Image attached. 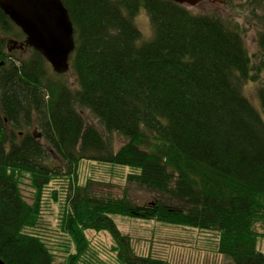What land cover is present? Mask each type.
I'll return each mask as SVG.
<instances>
[{
	"label": "trees",
	"instance_id": "16d2710c",
	"mask_svg": "<svg viewBox=\"0 0 264 264\" xmlns=\"http://www.w3.org/2000/svg\"><path fill=\"white\" fill-rule=\"evenodd\" d=\"M63 3L76 34L63 75L34 49L9 54L25 35L0 9V258L170 264L139 255L121 216L197 230L233 264H264V83L261 110L244 93L264 73V24L253 58L239 25L169 0ZM142 10L150 39L135 22ZM108 179L154 199L94 191ZM89 231L110 233L113 256H99Z\"/></svg>",
	"mask_w": 264,
	"mask_h": 264
},
{
	"label": "rangeland",
	"instance_id": "374dc122",
	"mask_svg": "<svg viewBox=\"0 0 264 264\" xmlns=\"http://www.w3.org/2000/svg\"><path fill=\"white\" fill-rule=\"evenodd\" d=\"M224 4L214 3L205 0L196 7H190L197 14H216L228 19L234 25H239L244 30L246 47L249 54L256 58L259 56L258 34L264 24V6L254 5L250 0H223ZM254 11L258 18L255 16ZM260 18V19H259ZM135 22L141 30L144 39H150L153 35V27L150 18L145 10L136 17ZM14 35V34H12ZM12 37V36H11ZM20 42L23 39L16 37ZM31 49L17 51V56L28 58ZM73 80V79H72ZM264 83V73H261L256 81H251L244 86L245 95L252 101L253 105L261 110L259 100V89ZM90 121L89 113H85ZM264 120V112L261 111ZM95 123L96 121L92 119ZM33 131V130H32ZM25 133V129L21 130ZM116 142L122 144L123 139L116 138ZM87 163H82L79 169V182L83 184L87 174ZM101 181V180H100ZM95 192L109 193L116 196H123L124 193L137 204L148 203L154 199V195L136 186L128 185L125 181L110 180L104 181L95 186ZM57 218V215H56ZM56 218H49L53 225H57ZM114 220L119 230L128 236L132 245L139 255H148L162 259L170 264H233L228 258L211 251L203 241L202 233L197 230L183 227L165 226L152 222H145L132 218L115 216ZM260 233H264V225L258 227ZM91 244L103 259L113 256L112 249L115 242L108 232H87ZM260 251L264 252V239L258 243ZM57 251H55L56 253ZM62 259V255H57Z\"/></svg>",
	"mask_w": 264,
	"mask_h": 264
},
{
	"label": "water",
	"instance_id": "95a60500",
	"mask_svg": "<svg viewBox=\"0 0 264 264\" xmlns=\"http://www.w3.org/2000/svg\"><path fill=\"white\" fill-rule=\"evenodd\" d=\"M169 1L195 7L205 0ZM0 9L26 35L25 45L39 52L55 73L70 71V58L76 49L74 26L61 0H0ZM0 264L7 263L0 258Z\"/></svg>",
	"mask_w": 264,
	"mask_h": 264
},
{
	"label": "clouds",
	"instance_id": "9594fccd",
	"mask_svg": "<svg viewBox=\"0 0 264 264\" xmlns=\"http://www.w3.org/2000/svg\"><path fill=\"white\" fill-rule=\"evenodd\" d=\"M64 4V3H63ZM65 6V5H64ZM17 26V25H16ZM18 27V26H17ZM19 28V27H18ZM20 29V28H19ZM21 30V29H20ZM22 31V30H21ZM23 32V31H22ZM24 34V33H23ZM25 35V34H24ZM26 35H25V38L20 42V41H18V42H16L15 43V45H16V49H14L12 52H17L19 49H26V48H28V49H33V48H31V47H27L26 45H25V41H26ZM27 50V49H26ZM20 51H22V50H20ZM9 52V54H11L12 52H10V51H8ZM52 71H53V69H52ZM54 72V71H53Z\"/></svg>",
	"mask_w": 264,
	"mask_h": 264
},
{
	"label": "flooded vegetation",
	"instance_id": "af4514ba",
	"mask_svg": "<svg viewBox=\"0 0 264 264\" xmlns=\"http://www.w3.org/2000/svg\"><path fill=\"white\" fill-rule=\"evenodd\" d=\"M25 37V36H24ZM27 50H28V48H26ZM26 49H19L18 51H20V50H22V51H24V50H26ZM10 52H12V50H10Z\"/></svg>",
	"mask_w": 264,
	"mask_h": 264
}]
</instances>
